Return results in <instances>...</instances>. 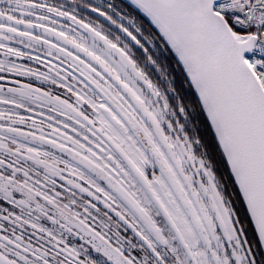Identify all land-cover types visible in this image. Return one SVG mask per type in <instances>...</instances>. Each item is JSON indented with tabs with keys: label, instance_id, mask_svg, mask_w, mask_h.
<instances>
[{
	"label": "snow or ice",
	"instance_id": "1",
	"mask_svg": "<svg viewBox=\"0 0 264 264\" xmlns=\"http://www.w3.org/2000/svg\"><path fill=\"white\" fill-rule=\"evenodd\" d=\"M0 264H264V0H0Z\"/></svg>",
	"mask_w": 264,
	"mask_h": 264
},
{
	"label": "trees",
	"instance_id": "2",
	"mask_svg": "<svg viewBox=\"0 0 264 264\" xmlns=\"http://www.w3.org/2000/svg\"><path fill=\"white\" fill-rule=\"evenodd\" d=\"M187 86L185 85V88H186Z\"/></svg>",
	"mask_w": 264,
	"mask_h": 264
}]
</instances>
